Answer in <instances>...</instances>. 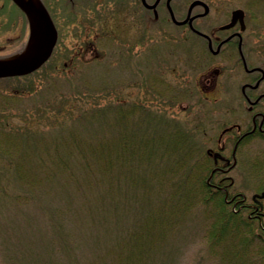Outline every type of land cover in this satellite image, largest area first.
Segmentation results:
<instances>
[{
  "label": "rangeland",
  "instance_id": "obj_1",
  "mask_svg": "<svg viewBox=\"0 0 264 264\" xmlns=\"http://www.w3.org/2000/svg\"><path fill=\"white\" fill-rule=\"evenodd\" d=\"M203 1L204 32L244 10L245 57L264 76V0ZM104 20L86 40L59 31L38 69L0 78V264H264V138L234 148L224 132H248L264 115L263 105L248 110L242 99L253 75L236 48L212 53L192 35L180 45V29L141 13L133 22L111 10ZM28 37L24 16L0 0V57ZM255 93L264 94V78ZM174 136L176 149L168 144ZM125 142L144 145L132 154L124 147L103 171ZM206 150L211 160L214 152L230 160L218 176L231 179L233 202L261 203L253 237L231 223L222 239L213 237L217 209L191 184H183L188 207L172 204L183 189L180 156Z\"/></svg>",
  "mask_w": 264,
  "mask_h": 264
},
{
  "label": "flooded vegetation",
  "instance_id": "obj_2",
  "mask_svg": "<svg viewBox=\"0 0 264 264\" xmlns=\"http://www.w3.org/2000/svg\"><path fill=\"white\" fill-rule=\"evenodd\" d=\"M40 8H44L48 13L53 25L58 32L67 31H78L79 34L83 35L86 40L87 33L90 30L96 28L95 23L98 22L99 26L105 21V17L112 10V13L127 15L133 22L136 21L137 15L141 13L146 18V21L169 22L174 27L180 29L182 39L180 45L187 41L186 35H192L199 38L204 42L206 48L212 53H219L225 47H235L238 53V58L247 74H252V81L246 82L241 86V96L246 104V108L251 110L257 106H264V94L255 93V87H257L259 80L263 79V73L255 66H249L245 57V39L242 32L245 30L240 29L239 21L237 20L234 25L228 28H220L221 25L229 22L230 16L227 22L220 24L217 28H210L209 32H204L200 22L207 16L209 12L208 3L203 0H32ZM19 10V9H18ZM26 20L25 14L19 10ZM243 19L245 21V13L243 10ZM246 27V24H245ZM98 29V27H97ZM225 32V33H222ZM85 42V41H83ZM89 49H92V44H89ZM243 54V57L240 54ZM254 67L253 70L251 68ZM218 72L217 68L211 69L210 80L213 81L214 75ZM206 81V80H205ZM204 81V82H205ZM204 84V83H203ZM258 126L255 127L254 123L249 127L248 132H234L229 127L224 129V132L228 130L229 136L234 141V148L239 143H243L248 135H260L264 138V115L259 117L257 114ZM255 118V116H254ZM213 161L215 163L214 171L218 170L219 173L225 169L221 167L230 166V160L225 158L219 153H212ZM218 159L222 160V165H218ZM231 179L229 186L231 185ZM227 186V187H229ZM226 194V186L221 187ZM264 196V195H263ZM262 196V197H263ZM244 197L236 203L240 202V208H249L248 217L253 218L256 215L257 218L261 217L260 209L261 203L257 199L258 207L246 204ZM256 212V213H255ZM258 214V215H257Z\"/></svg>",
  "mask_w": 264,
  "mask_h": 264
},
{
  "label": "trees",
  "instance_id": "obj_3",
  "mask_svg": "<svg viewBox=\"0 0 264 264\" xmlns=\"http://www.w3.org/2000/svg\"><path fill=\"white\" fill-rule=\"evenodd\" d=\"M24 45V44H23ZM19 50L17 52H14L10 55L16 54L18 53ZM18 78V77H16ZM36 134V132H35ZM251 135H248L247 137H249ZM259 136V135H258ZM262 137V136H261ZM115 139H113L114 141ZM183 139H181L182 141ZM170 142H168L169 146L171 148L176 149L177 144L180 142V140H176L175 136L171 138V140H169ZM146 143V142H145ZM115 141L111 144L112 146H114L115 148ZM142 145H144V143H130L128 144L127 142L120 144L117 143V148H118V152L116 151V153L114 154V158L111 156H108L102 167L103 171H107V169H110L113 164L114 161H116L119 158V155L122 154V149L124 147H126L125 151L130 150L131 154L133 153V147H136L135 149H142ZM148 148V147H147ZM146 148V151H147ZM188 149V147L186 148V150ZM189 149H192L191 147H189ZM104 149H96L94 151V153H97L96 155H99V157L101 155H103V151ZM110 150H108L109 152ZM191 151V150H189ZM188 151V152H189ZM185 153V152H183ZM109 153L106 152V155H108ZM182 155V154H181ZM97 157V156H95ZM98 157V159H99ZM181 161L184 162L185 164V169L183 170V172L180 174V176L178 177L177 181L178 183L187 185V184H191L192 187L199 191L201 193V199H203L204 201H210L212 202L214 208L217 209L216 214L214 215L216 217V221L214 222L215 224H213L214 228H215V232H211L212 236H216V239H222L221 238V234L227 232L226 228L230 225L234 226V231L238 232L237 228L238 226H245L248 232H246L247 234H251L252 237L254 236L253 232H252V219L248 217L247 215L242 214V210L243 208L239 209V205L240 202L236 203L235 201L233 202V198H235V194L233 195H229L225 193L224 190L221 189V187L224 186H229V180L223 176V174L221 176H218L219 171L215 170L214 171V167H215V163L213 162V160L210 159L209 157V151L206 150L205 152H202V154H199L198 158L196 159H191V157H189L188 160L185 159L184 155L180 156ZM98 159L96 160V162H98ZM118 161H116L117 163ZM116 165V164H115ZM102 166V165H101ZM228 180V181H227ZM177 196L174 197V199L176 200L177 203H175V201H173L172 204H177L176 206H179L181 204H183V206L188 207V204L186 203L187 198L185 196L188 195V192L185 194L184 196V187L183 189H181L179 192L176 191ZM188 197V196H187ZM185 198V200H183ZM237 198H235L234 200H236ZM183 200V201H182ZM182 201V202H181ZM186 203V205L184 204ZM234 203V204H232ZM183 206L182 209H179L180 211L183 212ZM245 209V208H244ZM179 216V215H178ZM221 220V221H219ZM251 230V231H250ZM264 232V231H263ZM228 233V232H227ZM244 245V244H243Z\"/></svg>",
  "mask_w": 264,
  "mask_h": 264
},
{
  "label": "water",
  "instance_id": "obj_4",
  "mask_svg": "<svg viewBox=\"0 0 264 264\" xmlns=\"http://www.w3.org/2000/svg\"><path fill=\"white\" fill-rule=\"evenodd\" d=\"M12 1L23 11L28 20L30 30L28 42L31 33L34 31L39 37L40 44L36 53L29 57L20 58L22 52L1 57L0 78L25 75L38 69L50 57L57 39L56 28L44 8H40L32 0ZM237 20L239 21L240 29L243 30L245 28V23L243 19V10L241 8L232 10L230 21L221 25L220 28L231 27Z\"/></svg>",
  "mask_w": 264,
  "mask_h": 264
},
{
  "label": "bare ground",
  "instance_id": "obj_5",
  "mask_svg": "<svg viewBox=\"0 0 264 264\" xmlns=\"http://www.w3.org/2000/svg\"><path fill=\"white\" fill-rule=\"evenodd\" d=\"M40 40L37 34L33 31L29 39L28 45L23 50L20 58H26L36 53L39 48Z\"/></svg>",
  "mask_w": 264,
  "mask_h": 264
}]
</instances>
